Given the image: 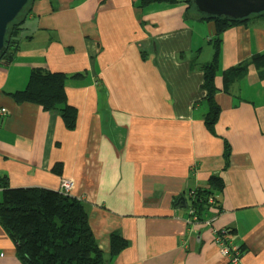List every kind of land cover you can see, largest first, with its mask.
Masks as SVG:
<instances>
[{
    "label": "crops",
    "instance_id": "crops-1",
    "mask_svg": "<svg viewBox=\"0 0 264 264\" xmlns=\"http://www.w3.org/2000/svg\"><path fill=\"white\" fill-rule=\"evenodd\" d=\"M220 39L210 101L203 68L215 58V26L184 2L34 0L12 62L0 64V177L54 191L70 179L103 253L112 233L128 242L106 264H227L213 234L224 228L240 264H264V67L251 64L264 54V13ZM245 64L226 86L224 72ZM35 69L67 76L73 130L11 97ZM215 176L213 220L191 222L188 194ZM0 264H21L1 226Z\"/></svg>",
    "mask_w": 264,
    "mask_h": 264
},
{
    "label": "trees",
    "instance_id": "trees-1",
    "mask_svg": "<svg viewBox=\"0 0 264 264\" xmlns=\"http://www.w3.org/2000/svg\"><path fill=\"white\" fill-rule=\"evenodd\" d=\"M34 0H28L18 17L8 25L5 36V49L0 64L12 62L17 50V36L23 22L30 13ZM184 2L195 10L191 0H140V6L153 3L177 4ZM196 12V10H195ZM197 13V12H196ZM199 20L211 21L215 26L217 51L214 61L205 65L202 88L206 98L212 101L214 93L213 76L222 33L232 26L245 23L226 17H209L198 14ZM257 69L264 67V54L251 59ZM247 64L238 65L224 72V83L228 86L234 78L242 76ZM66 75L35 69L30 73L25 89L16 91L11 97L16 103H32L41 106L46 112L60 115L67 130H73L77 111L67 103L64 91ZM204 122L210 133L218 118L219 107L211 103ZM230 149L225 145V167L228 165ZM54 169H58V166ZM59 174V173H58ZM209 189H196L188 194V209L192 210L198 222L209 216V207L215 204V191L221 189L219 178L212 177ZM0 226L15 245V255L21 264H106L128 246L119 233L109 236V253L106 256L99 248L89 226L88 206L85 202L59 191L44 188H10L5 177H0ZM185 198V197H184ZM182 198H176L173 207L181 205ZM229 234H231V230Z\"/></svg>",
    "mask_w": 264,
    "mask_h": 264
},
{
    "label": "water",
    "instance_id": "water-1",
    "mask_svg": "<svg viewBox=\"0 0 264 264\" xmlns=\"http://www.w3.org/2000/svg\"><path fill=\"white\" fill-rule=\"evenodd\" d=\"M198 14L209 17H226L231 20L248 19L264 13V0H191ZM28 0H0V57L5 49L7 27L12 23Z\"/></svg>",
    "mask_w": 264,
    "mask_h": 264
},
{
    "label": "built area",
    "instance_id": "built-area-1",
    "mask_svg": "<svg viewBox=\"0 0 264 264\" xmlns=\"http://www.w3.org/2000/svg\"><path fill=\"white\" fill-rule=\"evenodd\" d=\"M7 111L4 108H0V116L6 115ZM59 192L63 195H71L73 188V182L70 179H63L59 185ZM189 216L191 222H198L192 210H189ZM213 219L204 221L207 225L211 223ZM214 244L218 248L219 254L223 257L227 264H240L241 251L232 245L229 230L227 228L214 230Z\"/></svg>",
    "mask_w": 264,
    "mask_h": 264
}]
</instances>
